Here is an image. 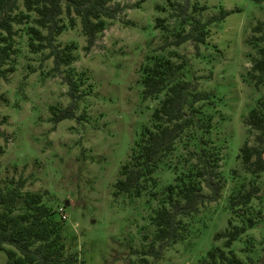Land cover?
<instances>
[{"label": "rangeland", "instance_id": "obj_1", "mask_svg": "<svg viewBox=\"0 0 264 264\" xmlns=\"http://www.w3.org/2000/svg\"><path fill=\"white\" fill-rule=\"evenodd\" d=\"M118 1L123 10L106 20L87 51L77 18L55 36L58 46L73 44L70 66L79 91L75 116L56 122L50 108L69 101L62 78L66 67L51 74L47 49L30 50L25 25H14L13 69L0 77V130L6 136L5 141L0 136V183L22 179V190L40 191L56 218L63 206L61 241L65 252L75 253V264H129L152 240L151 216L163 202L165 185L194 160L189 151L197 147L200 124L208 116L211 126L203 136L221 156L220 193L182 217L181 237L163 247L156 259L147 258L153 264H197L208 248L223 247L224 237L214 238L215 232L245 224L230 248L242 259L250 256L264 264V171L249 173L237 157L239 146L253 141L243 117L264 94V85H254L249 72L255 48L247 43L251 26L264 19V0H198L205 5L199 11H192L190 0L187 16L204 20L220 9L228 12L206 25L204 42L179 44L171 42L180 25L170 0ZM157 16L163 18L162 28L154 25ZM190 20L180 28L186 31ZM155 57L181 61L176 77L192 81L208 98L194 103L200 111L193 114L192 127L157 161L141 192L114 194V181L122 176L139 133L153 128L151 112L162 92L143 96L140 76ZM252 184L258 191L238 210L242 205L231 204L230 197ZM2 257L0 250V261Z\"/></svg>", "mask_w": 264, "mask_h": 264}, {"label": "trees", "instance_id": "obj_2", "mask_svg": "<svg viewBox=\"0 0 264 264\" xmlns=\"http://www.w3.org/2000/svg\"><path fill=\"white\" fill-rule=\"evenodd\" d=\"M190 0H170L179 15L182 26L191 17L189 28L172 31L174 44L192 39L204 42L207 28L212 21L222 19L228 12L220 9L204 20L187 16L185 10ZM191 0L189 7L199 11L205 7ZM159 7V6H158ZM124 5L118 0H0V77L5 78L12 71L11 62L15 52L16 24H24L27 45L30 50L47 49L51 57L50 73L56 74L64 67L63 80L67 85L69 101L63 107H51L53 122L61 118L73 117L76 100L79 96L78 81L73 76L70 63L74 59L73 44L62 46L54 39L66 25H73L77 18L80 31L85 37L84 51L94 43L96 36L106 26V20L116 17ZM162 17H155L154 25L163 27ZM252 33L247 43L254 46L255 55L250 57L249 72L254 85H264V19L251 26ZM196 45V44H195ZM182 62H172L169 58L155 57L145 66L140 76L143 96L153 97L162 92V97L152 109L153 128H144L136 140V148L121 167V177L113 184V193L125 192L138 195L145 186V180L160 158L171 152L175 140L193 125V114L200 111L194 103L208 98V93L198 90L196 84L188 79L176 77L181 73ZM2 118L0 117V123ZM253 141H244L238 148L237 157L242 167L256 175L264 171V94L258 96L243 117ZM203 132L211 126L208 116L201 122ZM197 140V147L189 151L194 160L185 170L176 172L172 182L165 185L162 204L151 216L154 226L152 240L139 249L136 260L129 264H153L147 256L156 259L163 247L181 237L182 217L195 212L204 200L215 199L222 187L219 171L220 153L216 145L203 136ZM0 136L6 140L3 131ZM4 145L0 144V154ZM23 180H8L0 183V250L3 252L0 264H75L74 252H65L61 241L60 228L63 220L53 215V209L42 200L38 190H22ZM203 187L207 190L203 191ZM258 191L252 184L247 190L232 194L231 204H241L238 210ZM253 224L251 217L246 225ZM245 230V224H232L213 237H224L223 247L213 246L206 250L203 259L197 264H256L253 258L242 259L230 248L232 240Z\"/></svg>", "mask_w": 264, "mask_h": 264}, {"label": "built area", "instance_id": "obj_3", "mask_svg": "<svg viewBox=\"0 0 264 264\" xmlns=\"http://www.w3.org/2000/svg\"><path fill=\"white\" fill-rule=\"evenodd\" d=\"M63 206H59L58 207V211H59V216L61 217V218H65V213L63 212Z\"/></svg>", "mask_w": 264, "mask_h": 264}, {"label": "water", "instance_id": "obj_4", "mask_svg": "<svg viewBox=\"0 0 264 264\" xmlns=\"http://www.w3.org/2000/svg\"><path fill=\"white\" fill-rule=\"evenodd\" d=\"M65 203H67V201H65Z\"/></svg>", "mask_w": 264, "mask_h": 264}]
</instances>
